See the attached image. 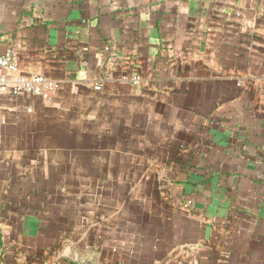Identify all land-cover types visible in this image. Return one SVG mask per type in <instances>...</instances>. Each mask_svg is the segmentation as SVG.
Returning <instances> with one entry per match:
<instances>
[{
  "label": "crops",
  "instance_id": "0c3cea01",
  "mask_svg": "<svg viewBox=\"0 0 264 264\" xmlns=\"http://www.w3.org/2000/svg\"><path fill=\"white\" fill-rule=\"evenodd\" d=\"M0 52L57 85L0 97V264H264V0H0Z\"/></svg>",
  "mask_w": 264,
  "mask_h": 264
},
{
  "label": "built area",
  "instance_id": "2783aa9c",
  "mask_svg": "<svg viewBox=\"0 0 264 264\" xmlns=\"http://www.w3.org/2000/svg\"><path fill=\"white\" fill-rule=\"evenodd\" d=\"M6 71L8 75L2 73ZM139 82L140 77L134 78ZM57 85L43 75H23L19 72L18 62L11 52H0V97L12 93L17 97H37L48 101L56 91ZM100 90V87H96Z\"/></svg>",
  "mask_w": 264,
  "mask_h": 264
},
{
  "label": "water",
  "instance_id": "95a60500",
  "mask_svg": "<svg viewBox=\"0 0 264 264\" xmlns=\"http://www.w3.org/2000/svg\"><path fill=\"white\" fill-rule=\"evenodd\" d=\"M70 259L77 264H96V260L92 257H86L83 255H70Z\"/></svg>",
  "mask_w": 264,
  "mask_h": 264
}]
</instances>
